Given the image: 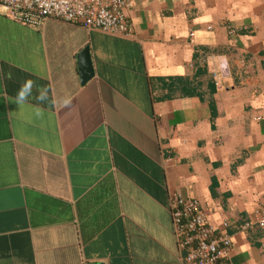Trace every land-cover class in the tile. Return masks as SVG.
Returning a JSON list of instances; mask_svg holds the SVG:
<instances>
[{"label": "crops", "instance_id": "obj_1", "mask_svg": "<svg viewBox=\"0 0 264 264\" xmlns=\"http://www.w3.org/2000/svg\"><path fill=\"white\" fill-rule=\"evenodd\" d=\"M124 15L129 37L0 6V264H178L172 194L264 264V0Z\"/></svg>", "mask_w": 264, "mask_h": 264}, {"label": "built area", "instance_id": "obj_2", "mask_svg": "<svg viewBox=\"0 0 264 264\" xmlns=\"http://www.w3.org/2000/svg\"><path fill=\"white\" fill-rule=\"evenodd\" d=\"M130 3L131 0H0L10 19L28 26L39 27L52 18L122 37L132 35L124 15ZM165 209L178 264H230L226 222L215 230L206 222L195 199L176 194L168 198ZM259 224L264 227V218Z\"/></svg>", "mask_w": 264, "mask_h": 264}, {"label": "water", "instance_id": "obj_3", "mask_svg": "<svg viewBox=\"0 0 264 264\" xmlns=\"http://www.w3.org/2000/svg\"><path fill=\"white\" fill-rule=\"evenodd\" d=\"M78 68H79V81L80 83L85 82L89 77L92 76V68L89 59L87 48L84 47L78 54Z\"/></svg>", "mask_w": 264, "mask_h": 264}]
</instances>
